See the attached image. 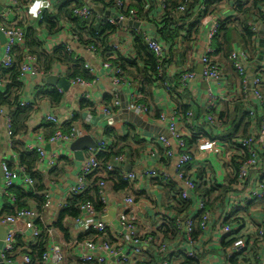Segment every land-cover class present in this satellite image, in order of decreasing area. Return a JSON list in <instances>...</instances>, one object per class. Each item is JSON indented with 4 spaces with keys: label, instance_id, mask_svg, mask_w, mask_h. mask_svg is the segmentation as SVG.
<instances>
[{
    "label": "crops",
    "instance_id": "obj_1",
    "mask_svg": "<svg viewBox=\"0 0 264 264\" xmlns=\"http://www.w3.org/2000/svg\"><path fill=\"white\" fill-rule=\"evenodd\" d=\"M71 1L74 0H19V7L11 17L12 22L9 23V26L17 24L26 33L28 29H33L36 32L37 39L43 44L45 56L50 58L55 54L53 53L55 48L66 44L70 45L72 52L66 51L74 54V61L75 59H82L93 68L94 74L91 75L94 83L86 89L72 86L68 93L62 90L64 100L60 106H57L44 94L48 90L55 89L59 92L61 90L50 83L49 77L55 76L66 78L68 81L71 80L69 74H72L74 64L72 62L63 63V65L53 64L51 72H46L38 58L33 55L37 60V65L44 74L37 77L21 76L19 80L21 83V89L18 92L19 100L20 102L25 101L31 104L32 112L29 120L25 123V129L20 134H15L16 139L11 140L7 135L6 120L0 117V162L7 161L11 166L15 167L20 163V156L15 149H18L19 145L22 149H25L24 146L27 144L37 145L38 139L42 138L45 140V146H41L44 147L48 157L51 158L54 154L59 157L56 167L60 165L62 159L69 161L70 164L66 166L65 174L59 180H50L46 183L47 185L50 182L46 189L52 192L54 202L53 210L48 213V221L51 224L56 218L59 205L67 198L70 186L76 182L83 162H78L75 159V155L69 146L61 143L47 144L54 134L49 135L50 131L47 128L49 123L46 122V117L48 115L57 116L62 122V130L64 131L66 123L70 122L72 116L75 115L77 117L75 126L85 132L83 137L91 136L97 139H105L111 147L114 146L116 141H113L111 137L106 138V134L109 132H113L122 138H128L126 145L131 146L134 154L132 155L127 152L128 162L124 167L126 173L136 172L141 169H156L159 172H167L172 179L171 184H166L161 178H148L142 182L130 185L131 187L128 190H116V180L114 175H112L113 173H109L106 177L110 202L106 208V216L102 215L100 219L109 216L111 211L115 212V218L110 224L116 226L117 217L122 210L124 198L129 195L133 196L136 201L133 215L136 217L135 224L138 231L143 236V239L152 240L150 244L147 243L145 245L143 255L137 258L138 262L142 264H161L158 249L160 244L166 243L173 253L170 264H184L186 260L185 251L191 248L198 251L199 264H264V237L260 238L259 236V231L264 230V199L255 201L249 211L234 210L236 204H243V199L247 192L261 191L260 185L264 180V159L261 166L257 171L252 173L246 182L237 180L235 174L240 166V161L244 160V154L238 145V141L256 131V128L263 120L264 105L252 94L248 96L247 103L242 102L243 80L235 70L230 59L231 56L226 58L222 52L219 53L217 51L214 45L217 52L215 55L217 57L216 60L223 69L222 82H207L201 76L203 70L202 57L209 48L210 31L214 24L219 23V26H221L223 22L228 20L238 23L246 21L248 27L251 28L250 25L257 27L256 41L260 52L258 56L254 57L252 64L248 66V72L252 76L254 72L258 71L262 64L260 57L261 55L264 56L262 52V44L264 43V0H225L219 2L215 10L210 12V14L197 20L194 19V23H197V25L193 30V37L186 41V36L182 33V39L178 40L176 47L172 50H170L169 43L173 41H164L156 28L157 23L163 26L161 24V15H163L160 8L161 1L147 0L145 9L152 15V19L150 21L140 19V22H138L140 23L139 28L136 27L137 24L123 27L115 37V40L120 43V49L116 51L110 45L111 49L108 48V53L101 54L100 51L99 56L92 54L86 47L73 41L68 35L67 28H70L69 23L71 22L68 20V17L64 16L66 12L64 7L66 3H70ZM36 3L41 4V7L37 11L41 10L44 14L57 16L58 18L61 17V19H58L60 25V27L58 26V29L60 28L59 31L56 30L55 33L49 32L45 27L41 26V20L37 17L38 15L33 16L31 14L30 9ZM83 3L84 5H92L89 0H78V3L75 2L74 5L78 4L80 6ZM203 3H199L198 6L203 5ZM96 14L99 15L98 13ZM139 29L145 31L151 37H157L168 49L166 53L167 63L165 65V77L167 81L165 83L169 84L172 89H176L177 93L171 94L166 90V85L161 83H156L149 87L145 86L146 90L142 91L140 85L134 82L135 86L129 89L130 92L128 89L122 87L116 88L112 84L111 78L108 72L104 70L103 65L110 58L115 60L118 56L124 59H134L136 54L133 49L134 37L132 33ZM111 41H113V37H111ZM236 43L233 49L244 50L239 46L240 43L238 44V41ZM5 45L6 41L0 38V59L2 58ZM22 51L25 54L28 53L25 50ZM248 54L251 56L249 52ZM17 55L18 52H15L14 56L16 57ZM57 56L63 58L60 53ZM186 72H194L198 76L188 82L186 87H183L182 84L174 80ZM4 78L6 85L2 90L0 89V96H3L4 99H12L14 91H10L7 88L9 85L8 75H4ZM209 90L222 99L219 105H217L216 117L224 122V130H209L207 127L201 128L200 126L196 129V132L201 135V138L216 142L222 149L223 154H198L197 159L192 165V169L197 176L198 188L196 193L191 195L190 201H187V205H184V202L179 198L180 182L174 171L176 158L180 152L177 148V143L172 140V147L176 152V157L173 159L166 158L164 148L158 137L160 133H167L168 127L160 124L158 119L161 114H166L170 117L171 114L184 107L188 108L189 112H194L197 119L205 117L207 114L206 107L209 100ZM133 92L137 93L140 100L143 99L144 101L146 99L145 102L152 109V113L147 117H139L141 120L140 125L125 119L122 109L112 117L104 115L103 109L107 107L105 104L106 98L112 97L113 100L115 95H118L122 102L127 104ZM238 107H242V116L238 115V119H240L239 128L236 132L230 133L229 130L234 125L233 120L237 116ZM249 111H254L256 117L252 118L248 114ZM141 125L145 126V129L139 127ZM200 125L202 124L200 123ZM235 125L238 126V123ZM178 132L184 136L186 141L198 138L196 134L190 133L188 128L183 124L178 125ZM135 136L139 137V140L144 143V149H141L140 152H138V149L141 146L135 144L133 141V137ZM223 138L226 139L223 140ZM89 152L90 150L86 151V157ZM93 177L94 179H99L103 177V173H98ZM2 184L3 180L0 177V211L3 208ZM216 186L220 188H216ZM208 189L210 190V198L206 194L209 191ZM223 189H226L225 196L221 195ZM198 198L214 201L211 210L220 204L222 208L221 215L224 216L226 221L224 220L225 222L223 221L222 223L216 218L214 223H211L205 229L201 227V232L197 233L198 236L195 239L192 236L193 244L190 245L184 240L171 237L165 238V233L173 229L172 226L178 218H196L199 204ZM32 206L38 209L36 204ZM199 217L195 219V230L198 228L197 222ZM66 225L70 229L71 238L69 241H72L77 236L74 232L73 221L68 220ZM225 225H231L238 232V238L245 240L247 243V249L235 257L233 259L234 262L229 258L232 246L227 249L224 248V242L227 243L229 241L227 240L228 236L223 235L222 232V228ZM20 228L23 229V226L20 225ZM115 228L112 227L109 230L112 238L115 236L113 234L114 230H116ZM87 237L94 239L95 233ZM55 239L61 246L66 241L63 233L56 228V225ZM22 240L27 245L31 242ZM65 264L82 263L78 261L74 251L69 249L67 250ZM108 264L115 263L112 261Z\"/></svg>",
    "mask_w": 264,
    "mask_h": 264
},
{
    "label": "built area",
    "instance_id": "obj_2",
    "mask_svg": "<svg viewBox=\"0 0 264 264\" xmlns=\"http://www.w3.org/2000/svg\"><path fill=\"white\" fill-rule=\"evenodd\" d=\"M87 1V0H86ZM141 1L145 0H117L115 6L106 11L111 12L114 17H107L105 15H98V19H105L106 23L111 25L120 26L121 24L128 22H140L139 11L134 8ZM160 8L162 12L167 8L168 0H160ZM19 7V0H7L4 11L0 15V31L6 38V45L4 47L2 58L0 59V89L2 90L6 85L4 71L14 67V50L26 48V36L27 33L19 25L15 24L9 26L11 17ZM205 5L199 6L198 12L204 11ZM185 12V7L182 6L175 11V15L179 16ZM37 17L42 20L44 17L43 11H37ZM73 15L77 19L89 20L93 18L92 7L85 5L83 7L74 8ZM253 33L257 34V27L250 25ZM70 27V26H69ZM220 29L219 23L214 24L209 34V44L204 56L202 57L203 70L201 76L204 81L207 82H222L223 69L217 62L215 56L214 38L216 37ZM68 35L73 41L79 43L80 38L73 33L71 28H67ZM142 33L149 49L155 53L159 63L160 78L166 75L165 61L166 53L168 49L160 42L157 37H151L148 33L142 30H138ZM109 42L113 46V49L118 51L120 49V43L115 40ZM68 52H72L70 45H64ZM95 56H99L98 49L90 46L86 47ZM235 70L238 72L239 77L243 80V103L248 102V96L252 94L258 101L264 105V59L261 67L257 72H254L253 76H250L248 66L252 64L251 56L245 50L234 49L230 57ZM81 60V59H80ZM85 68L94 74V70L90 64L86 63ZM105 71L108 72L112 84L114 87H122L124 89H131L135 86V83L130 78L126 77L119 67H114L112 63L105 62L103 65ZM43 75V71L37 65L36 58L29 53L24 55V60L21 65V76L37 77ZM198 76L194 72H186L181 76L180 84L186 87L188 82L194 80ZM73 87H80L83 89L89 88L93 82L86 81L81 78L69 80ZM167 91L172 94V88L169 84L165 83ZM134 89V88H133ZM62 93V90H60ZM130 92V90H129ZM209 100L206 107V116L197 120L194 112H188L185 115L177 110L171 114L170 117L166 114H161L158 121L162 125H166L167 133L159 135L158 140L164 148L166 158L173 159L176 157V152L172 147V140L177 143V148L180 154L176 158L174 165V171L177 179L180 182L179 198L183 202L190 201L191 195L197 191V176L192 169L194 161L197 159L198 154L214 153L223 154L222 149L216 142L201 138L200 134H197L196 129L202 126L204 122L209 124L210 129H223L224 122L216 117L217 105H219L220 99L217 95L209 90ZM123 105L122 100L118 95H115L112 100V104L103 109L105 116L110 117L115 108L121 109ZM21 107H30L31 104L28 102H21ZM127 111L133 113L138 117H147L152 113V109L149 105L140 102L136 92L132 93L131 99L127 102ZM248 114L252 117H256L254 111H249ZM0 117L5 118L7 123L6 133L11 140L16 139L13 123L9 111L5 108L0 107ZM46 122L53 124L56 127L55 134L49 139V145L55 143H61L64 145H70L84 136V131L75 127L71 132L64 133L62 130V122L55 115H48ZM185 125L190 133L196 134V142L193 146H188V142L178 132V125ZM224 130V129H223ZM45 140L38 139L37 145L27 144L25 150L30 153H37L40 156V160L37 164L36 170L48 177L50 172L56 167L57 160L59 157L54 154L51 158L48 157L45 149ZM238 145L241 147L244 160L240 161V166L236 171L235 177L240 182H246L257 169L261 166L264 159V115L261 124L256 128V131L246 138H242L238 141ZM110 144L103 139H97V148L90 150L88 156L82 163L80 174L76 182L70 186L67 194V198L59 205L56 218L50 224L48 213L54 208L52 192L45 189L42 193L43 201L41 209L38 211L37 208L31 206L30 208H24L17 211L13 215H1L0 213V225L8 229L6 239L4 240V246L2 250V261L4 264H31V258L29 253H23L24 250L19 249V239L22 238L26 242H35L46 235L48 240L47 249L42 255L41 264H65L67 250L72 249L76 255L78 261L82 264H108L114 262L115 264H138L137 258L142 256L145 250V245L151 243L152 240H145L139 233L138 228L135 224L136 217L133 215V209L136 206V201L133 196H126L120 214L117 217V224L113 226L107 224L100 219V216L107 213L106 208L109 204V195L107 191L106 177L109 173H115L119 170L123 181L130 185L142 182L148 178L163 179L166 184H171L172 179L167 172H159L156 169H141L136 172L126 173L124 167L128 162L127 155H120L115 157L111 162L104 164L98 158L101 153L106 152ZM0 172L2 173V196L7 197L10 200H14V196L10 194L9 190L13 187H23L27 192L38 195L36 189L35 179L31 177L28 169L18 163L15 167H12L7 161L0 162ZM98 173H103V177H100L96 183L95 188L97 190V198L100 203L104 206V210L98 213L95 210L94 205L91 202H85L80 206V215L73 220L74 232L77 234L72 241H65L61 246L55 239V224L56 219L58 220L61 211L68 207L69 199L71 196L81 195L86 192L90 183L88 178L96 176ZM50 183V182H49ZM48 183V184H49ZM46 185V188L48 186ZM261 191L247 192L243 199V204H236L235 209L239 207H246L249 203L255 199H264V180L260 185ZM197 213L195 216L201 217V227L204 229L211 223H214L216 218L223 223L224 216L221 215L222 208L218 204L213 210L208 208L207 201L200 199ZM218 207V211L216 212ZM221 208V209H220ZM196 218H178L176 220V226L178 227L179 240H184L187 244H193V232L195 230V219ZM224 221V222H225ZM56 222V223H55ZM55 223V224H54ZM23 226V229L20 228ZM112 227H116L113 232V241H109L110 234L109 230ZM234 228L230 225H225L222 228L223 235H230L234 233ZM95 233V238H89L88 235ZM87 235V236H86ZM82 236H86L82 238ZM260 238L264 237V230L259 231ZM191 247V246H190ZM232 252L229 258H235L247 249V243L243 239L237 240L232 245ZM160 255L161 264H170V259L173 255L169 246L160 244L158 249ZM185 256L189 259L199 261V253L196 249L191 248L185 251ZM239 264V263H233Z\"/></svg>",
    "mask_w": 264,
    "mask_h": 264
},
{
    "label": "trees",
    "instance_id": "obj_3",
    "mask_svg": "<svg viewBox=\"0 0 264 264\" xmlns=\"http://www.w3.org/2000/svg\"><path fill=\"white\" fill-rule=\"evenodd\" d=\"M89 1L91 2L92 5L98 4L99 6H102L105 9H111L115 6L117 0H89ZM146 1L147 0L141 1L137 5H134V8L137 11H139L140 19L145 21H150L152 19L151 17L152 15L149 14V12H147L145 9ZM222 1L225 0H168L167 8L163 11V15H161V20H162L161 24L163 26H160V24L158 23H157L158 25L156 23L155 24L158 32L161 35V38L164 41L166 42L173 41L169 43L170 50L176 47V44L179 39H182V33L185 34L186 41L190 40L191 37H193V33H194L193 30L197 25V23H194V19L197 20L204 17L207 14H210V12L214 11L215 8L218 6V3ZM73 2L78 3V0H74L71 1L70 3L65 4L66 6L64 7V9L66 12L64 16L69 18V19L67 18L71 22L69 23V26L73 31V33L80 38L79 43L81 44V46L84 47L93 46L98 49V52L101 51V54L108 53V48H110L109 42L111 37L118 34L122 28L120 26H115L106 23L104 21L105 19H97L98 15L96 14V11L93 8H92L93 11L92 19L81 20L75 18L73 15L74 8L83 7L86 4L84 5L83 3V5L81 4L79 6L78 4L74 5ZM201 2H204L205 10L198 12L199 9L198 5ZM71 4H73L72 7ZM182 6L185 7V12L179 16H176L175 11ZM246 13L249 14L248 11H246ZM58 19H61V17L58 18L57 16L44 14V17L41 20V26L45 27L49 32L55 33L56 30L58 31L60 30V28L58 29V26L60 27ZM132 34L134 37L133 49L136 54L135 58L130 60L118 56L115 60L110 58L108 62L112 63L114 67L121 68L126 77L130 78L131 80L137 82L140 85L142 91L146 90L145 86L148 87L153 86L156 83L165 84V82L167 81L165 77L166 75L160 78L158 59L155 53L149 49L142 33L136 31L133 32ZM256 39H257V34L252 32L251 28L248 27L246 21H240L238 23L233 21L231 22L230 20H228L221 24L220 29L216 37L214 38V46L219 53L222 52L226 58H229L232 54V51L234 50L233 49L234 44H237L236 41H238V44L240 43L239 46L242 49L247 50L251 54L252 56L251 61L253 62L254 57L258 56L260 52ZM26 40L27 43H26L25 51L28 52L29 54L36 56L41 66L45 69L46 72H51V67L53 64L63 65V63L72 62V64H74V68L72 69V74H69L70 79L81 78L86 81L93 82L94 79L91 73L85 68L86 62L82 59L81 60L75 59L74 61V54L68 53L64 46L55 48V51L53 52L55 54L50 58L45 56L43 44L37 39L36 32L33 29H28ZM216 49H215V54H217ZM15 52H18V55L14 58L15 59L14 67L9 69L8 71H4V75H8L9 85L7 88H9L8 90L10 91L12 90L14 91L13 98L4 99L3 96H0V107L10 111L13 121L14 133L18 135L23 131V129H25V123L29 120L32 110L31 107L20 106L21 102L19 100L18 92L21 89L20 88L21 83L19 82V80L21 79V65L24 60L23 57L25 53L21 49L20 50L15 49L14 53ZM59 53L63 56V58L57 56V54ZM166 63L167 61H165V64ZM181 76L182 75L176 77L174 81L180 83ZM171 92L177 93V90L172 89ZM44 94L52 103H54L57 106H60L64 100L63 94L55 89L48 90ZM145 100L146 99H144L143 101L142 99L140 100V102L147 104ZM82 104L84 103L82 102ZM105 104L106 106H110L112 104V97H110L109 99L106 98ZM241 108L240 107L237 108V116L233 120L234 125L232 126V128H230L229 130L230 133L236 132V130L239 128L240 119H238V115L242 116ZM121 109L115 108L110 117H112L115 113H118ZM180 111L185 115L186 113L189 112V109L184 107L181 108ZM76 118L77 117L73 115L70 122L66 123V125L64 126L65 128L63 131L64 133L71 132L73 128L76 127L75 126V124L77 123ZM237 123L238 126L235 125ZM202 127L203 126H201V128ZM47 128L50 131L49 135L55 134L56 127L53 124H48ZM110 137L112 138L113 141L115 140L116 143L114 144L113 147H111L110 145L108 149H106L107 150L106 152L101 153L98 156L101 162L107 164L117 156L128 155L127 152L131 153L132 155L134 154V150L131 149V146L128 144L126 145L128 140L127 137L122 138L119 137L118 135H115L113 132H109L108 134H106V138L108 139ZM226 138H223V140H225ZM133 141L135 144L141 146V148L138 149V152H140L141 149H144V143L143 141L139 140V137L137 136L133 137ZM187 142H188V146L190 147L195 144L196 140L189 139L187 140ZM15 150L20 156V164L26 167L31 177L35 179L38 195L35 196L34 194L27 192L23 187L20 186L11 188L9 192L11 195L14 196V200L12 201L7 197H3V208L0 211L1 215L16 214L17 211L22 210L24 208H30L33 204H36L38 209H40L41 200L43 201V197L41 195L46 189V183L50 180L52 181L59 180L65 174L66 166L70 164L67 159L64 160L61 158L62 160L60 159L61 160L60 165L54 168L50 172V175L46 177L42 173L36 170L37 164L40 160V156L37 153L27 152L25 149H22L20 145L18 149ZM112 175H114V178L116 180V190H128L131 187L129 183L123 181V178L119 173V170H117ZM88 180L90 183L89 189L81 195L71 196V198L69 199L68 207L63 211H61L58 217V221L55 224L56 228L63 233L66 241H69L71 238L70 229L67 227L66 222L68 220L73 221L74 219L79 217L80 206L83 203L91 202L98 213H102L104 210V206L100 203V201L97 198V190L95 188L96 183L100 179L97 178L94 179V177H89ZM216 188H220V187L216 186ZM206 194L209 197L210 190L207 191ZM225 194H226V189H223L221 195L225 196ZM258 200L259 199H255L253 202L249 203L246 207H239L237 209L239 211L241 210L244 212L249 211L252 204H254V202ZM207 201H208L207 202L208 208H211L213 206L214 201L210 200L211 204L209 200ZM186 203L187 202H184V205H187ZM198 219H199L197 222L198 228L193 232L194 239L198 236L197 233L201 232L200 228H201L202 219L201 217H199ZM172 227H173L172 230L167 231L165 233V238L171 237L179 240L178 227L176 226V223L173 224ZM109 235L110 234H108V236ZM86 236H82V238ZM227 236H228L227 240L229 241L227 243L224 242V248L226 249L231 247L239 239L237 231H234V233H231L230 235ZM108 238L109 241H113L111 235ZM47 245H48L47 237L46 235H43L41 239L35 242H30L28 243V245L27 243L23 242L22 238H20L18 248L24 250L23 253H29L28 255L30 256L32 261L31 264H41V258L47 249ZM185 259L186 260L184 264H199L198 261L196 260H192L187 257ZM233 259L234 258H231L232 262H234ZM138 264H142V263L138 262Z\"/></svg>",
    "mask_w": 264,
    "mask_h": 264
},
{
    "label": "water",
    "instance_id": "obj_4",
    "mask_svg": "<svg viewBox=\"0 0 264 264\" xmlns=\"http://www.w3.org/2000/svg\"><path fill=\"white\" fill-rule=\"evenodd\" d=\"M6 0H0V13L4 10V6H5ZM92 8L96 11V13H98L99 15H105L107 17H114L115 19L117 18L116 16H113L111 14V12L106 11V9L104 7L99 6L98 4L95 5H91ZM136 25L137 28H139L140 23H134V22H128V23H124L121 24L122 28L123 27H130L131 25ZM0 38L4 40L5 36L3 35V33L0 31ZM262 52L264 53V43L262 44ZM264 56L261 55L260 60L263 61ZM251 76V75H250ZM253 76V75H252ZM50 79V83L58 88H60L61 90H64L66 93L69 92V90L72 88V85L70 84V82L66 79V78H58L55 76L49 77ZM122 112H124L125 114V119L130 120L134 123H136L137 125L141 124V120L138 116H135L133 113L128 112L127 111V104L123 103L122 105ZM142 129H145V126L143 127L142 125L139 126ZM70 150L74 153L75 155V159L78 162H84L85 158H86V151L87 150H95L97 148V138L91 137V136H86L83 138L78 139L77 141H75L74 143L68 145ZM0 177H2V173L0 172ZM115 218V212H110L109 216L104 217L102 219L103 222L105 223H112V220ZM8 233V229L5 227H2L0 225V264H4L2 261V250H3V246H4V240L6 239Z\"/></svg>",
    "mask_w": 264,
    "mask_h": 264
},
{
    "label": "clouds",
    "instance_id": "obj_5",
    "mask_svg": "<svg viewBox=\"0 0 264 264\" xmlns=\"http://www.w3.org/2000/svg\"><path fill=\"white\" fill-rule=\"evenodd\" d=\"M40 7H41V4H39V3H36L35 5H33V6L31 7V9H30L31 14H32L33 16L37 15V9H39Z\"/></svg>",
    "mask_w": 264,
    "mask_h": 264
},
{
    "label": "rangeland",
    "instance_id": "obj_6",
    "mask_svg": "<svg viewBox=\"0 0 264 264\" xmlns=\"http://www.w3.org/2000/svg\"><path fill=\"white\" fill-rule=\"evenodd\" d=\"M203 127H207L208 129H210L209 124H206L205 122L202 124Z\"/></svg>",
    "mask_w": 264,
    "mask_h": 264
}]
</instances>
